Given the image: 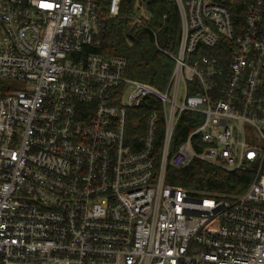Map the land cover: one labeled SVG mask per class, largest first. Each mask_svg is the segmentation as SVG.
Instances as JSON below:
<instances>
[{
	"label": "built area",
	"instance_id": "2783aa9c",
	"mask_svg": "<svg viewBox=\"0 0 264 264\" xmlns=\"http://www.w3.org/2000/svg\"><path fill=\"white\" fill-rule=\"evenodd\" d=\"M101 1L0 0V264H264V0H175L164 91L86 52ZM195 161L252 181H167Z\"/></svg>",
	"mask_w": 264,
	"mask_h": 264
},
{
	"label": "trees",
	"instance_id": "16d2710c",
	"mask_svg": "<svg viewBox=\"0 0 264 264\" xmlns=\"http://www.w3.org/2000/svg\"><path fill=\"white\" fill-rule=\"evenodd\" d=\"M142 1L149 20L139 23L131 14L139 12L140 0H121L119 15L115 17L108 14L110 0H102L105 18L97 26L93 43L86 52L124 58L128 62L127 75L130 78L164 91L174 68L170 54L178 50L180 14L175 0ZM9 90L7 82L0 80V97ZM167 181L195 197L232 199L248 188L252 176L247 170L226 172L195 161L186 169L169 168Z\"/></svg>",
	"mask_w": 264,
	"mask_h": 264
},
{
	"label": "rangeland",
	"instance_id": "374dc122",
	"mask_svg": "<svg viewBox=\"0 0 264 264\" xmlns=\"http://www.w3.org/2000/svg\"><path fill=\"white\" fill-rule=\"evenodd\" d=\"M140 4H141V3L139 2V6H140ZM143 10H145V9H142V11H143ZM142 11H141V13H142Z\"/></svg>",
	"mask_w": 264,
	"mask_h": 264
}]
</instances>
